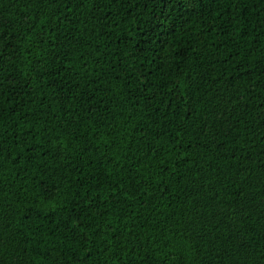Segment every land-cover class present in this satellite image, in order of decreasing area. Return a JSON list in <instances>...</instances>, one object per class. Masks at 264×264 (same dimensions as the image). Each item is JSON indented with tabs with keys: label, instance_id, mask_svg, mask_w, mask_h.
<instances>
[{
	"label": "trees",
	"instance_id": "obj_1",
	"mask_svg": "<svg viewBox=\"0 0 264 264\" xmlns=\"http://www.w3.org/2000/svg\"><path fill=\"white\" fill-rule=\"evenodd\" d=\"M0 264H264V0H0Z\"/></svg>",
	"mask_w": 264,
	"mask_h": 264
}]
</instances>
